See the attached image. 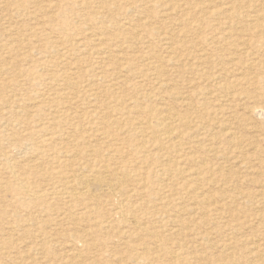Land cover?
Here are the masks:
<instances>
[{
  "label": "rangeland",
  "instance_id": "rangeland-1",
  "mask_svg": "<svg viewBox=\"0 0 264 264\" xmlns=\"http://www.w3.org/2000/svg\"><path fill=\"white\" fill-rule=\"evenodd\" d=\"M101 1L0 0V264H264V0Z\"/></svg>",
  "mask_w": 264,
  "mask_h": 264
},
{
  "label": "bare ground",
  "instance_id": "bare-ground-1",
  "mask_svg": "<svg viewBox=\"0 0 264 264\" xmlns=\"http://www.w3.org/2000/svg\"><path fill=\"white\" fill-rule=\"evenodd\" d=\"M39 1V0H38ZM45 1V0H44ZM101 1V0H100ZM40 2H41V0H40ZM102 2V1H101ZM133 2V1H132ZM103 3V2H102ZM107 3V2H106ZM105 3V4H106ZM162 3V2H161ZM226 3V2H225ZM105 4H104V6H105ZM230 4V3H229ZM129 5V4H128ZM225 5V4H224ZM125 6H127V5H125ZM60 7H61V5H60ZM132 7V6H131ZM238 7V6H237ZM62 10V9H61ZM239 12V11H238ZM235 14H236V12H234ZM104 15V14H103ZM231 15V14H230ZM233 16V15H232ZM257 16V15H256ZM51 19V18H50ZM49 19V20H50ZM67 21V20H66ZM65 21V22H66ZM186 21V20H185ZM191 21V20H190ZM189 22V21H188ZM187 22V23H188ZM95 23V22H94ZM93 23V24H94ZM44 24H46V22L44 23ZM221 24V23H220ZM224 24V23H223ZM164 25V24H163ZM165 26V25H164ZM217 26V25H216ZM215 26V27H216ZM234 26V25H233ZM208 27V26H207ZM222 27V26H221ZM224 27H226L225 25H224ZM239 27V26H238ZM248 27H250V26H248ZM219 28V27H218ZM228 28H230V27H228ZM236 28H237V26H236ZM239 28H241V27H239ZM206 29V28H205ZM225 29V28H224ZM36 30V29H35ZM197 29H195V31H196ZM219 30V29H218ZM263 30V29H262ZM184 31V30H183ZM199 31V30H198ZM219 31H221V30H219ZM223 31V30H222ZM225 31V30H224ZM182 32V31H181ZM100 33V32H99ZM138 34V33H137ZM136 34V35H137ZM197 34V32L195 33V35ZM256 34V33H255ZM67 35V34H66ZM172 35V34H171ZM209 35V34H208ZM65 36V35H64ZM181 36V35H180ZM197 36V35H196ZM213 36H214V34H213ZM232 36L234 37L235 36V34L233 35V33H232ZM258 36V35H257ZM98 37V36H97ZM144 37V36H143ZM175 37V36H174ZM183 37V36H182ZM222 37H223V35H222ZM238 37H239V34H238ZM66 39L68 38V35H67V37H65ZM180 38V37H179ZM184 38V37H183ZM205 38V40H207L206 39V37H204ZM209 38V37H208ZM212 38V37H211ZM210 38V39H211ZM226 38H228L227 37V35H226ZM258 38H261V37H258ZM64 39V38H63ZM105 39V38H104ZM162 39V38H161ZM165 39V38H164ZM167 39H168V37H167ZM166 39V41H168ZM195 39H196V37H195ZM209 39V40H210ZM223 40L225 39V38H222ZM235 39V38H234ZM234 39H232V40H234ZM65 40V39H64ZM163 40V39H162ZM172 40H173V38H172ZM228 40H229V38H228ZM238 40V39H237ZM240 40L241 41H237V43L238 44H240L241 45V47H240V49H243L244 51H246V53L247 52H249L248 51V49H252V46L254 45V39H253V37L251 36V35H248L247 37H245V38H243V36H241V38H240ZM178 41V40H177ZM211 41V40H210ZM235 41V40H234ZM179 42V41H178ZM219 42V41H218ZM260 42V41H259ZM262 42V41H261ZM264 42V41H263ZM193 43H194V41H193ZM204 44H206V43H208V41L205 43V41L203 42ZM64 44V43H63ZM183 44V43H182ZM203 44V45H204ZM217 44H219V43H217ZM234 45L235 47L237 46H239V45ZM200 45V44H199ZM207 45V44H206ZM209 45V44H208ZM227 45H228V43H227ZM264 45V44H263ZM147 46H148V44H147ZM260 46H261V44H260ZM203 47V46H202ZM212 47V46H211ZM210 49V48H209ZM250 49V50H251ZM254 49V48H253ZM212 50V49H211ZM210 50V51H211ZM233 50V49H232ZM242 50V51H243ZM257 50V49H256ZM201 51V50H200ZM223 52H225V51H223ZM252 52V51H251ZM254 52V51H253ZM230 53V52H229ZM236 53V52H235ZM204 54V53H203ZM202 54H200V56H201ZM206 55V54H205ZM205 55H203V56H205ZM219 55H221V54H219ZM237 55H238V53H237ZM236 55V56H237ZM217 56V59H218V55H216ZM235 56V55H234ZM233 56V57H234ZM214 57V56H213ZM242 57V56H241ZM248 57V56H247ZM220 58H224L222 55L220 56ZM219 58V59H220ZM239 58H240V56H239ZM259 58V57H258ZM194 59V58H193ZM219 59L217 60V61H219ZM228 59V58H227ZM234 59V58H233ZM254 59V58H253ZM260 59V58H259ZM196 60V59H195ZM222 60V59H221ZM238 60H240V59H238ZM242 60V59H241ZM249 60H251L250 58H249ZM258 60V59H257ZM144 61H146V60H144ZM215 61V60H214ZM228 61H230L231 62V60H228ZM227 61V62H228ZM234 61H235V59H234ZM128 62V61H127ZM198 62V61H197ZM196 61H195V63H197ZM200 62V61H199ZM212 62V61H211ZM226 62V63H227ZM247 62V61H246ZM202 63V62H201ZM217 63V62H216ZM226 63H225V65H226ZM248 63V62H247ZM258 63V62H257ZM200 64V63H199ZM228 64H230L229 62H228ZM241 64V63H240ZM239 64V65H240ZM249 64L251 65L252 63L250 62V63H248V66H249ZM206 65V64H205ZM216 66V65H215ZM222 66V65H221ZM243 66V65H242ZM205 67V66H204ZM262 67H264V66H262ZM211 68V67H210ZM212 68H214V67H212ZM220 67H218L217 69H219ZM228 68H231V67H227V69L226 70H228ZM248 68V67H247ZM153 69H155L154 67H153ZM204 69V68H203ZM232 69V68H231ZM238 69H239V67H238ZM242 69V68H241ZM249 69V68H248ZM258 69H260L261 70V67L259 68L258 67ZM263 69V68H262ZM122 70H124V69H122ZM237 70V69H236ZM243 70V69H242ZM196 71V70H195ZM263 71V70H262ZM201 73V71H197L196 73ZM261 72V71H260ZM195 73V74H196ZM199 73V74H200ZM73 74V73H72ZM208 74V73H207ZM210 74V73H209ZM208 74V75H209ZM64 75H66V73L64 74ZM75 75V74H74ZM152 75V74H151ZM223 75V74H222ZM196 76V75H195ZM200 76V75H199ZM218 76H220V75H218ZM197 77V76H196ZM230 77H228V79H229ZM68 80H69V78H67ZM237 79V78H236ZM239 79V78H238ZM54 80V79H53ZM56 81V80H55ZM59 81V80H58ZM57 81V82H58ZM157 82V81H156ZM260 82V81H259ZM64 83V82H63ZM74 84V83H73ZM192 84V83H191ZM205 84H206V82H205ZM237 84V83H236ZM235 84V85H236ZM260 84V83H259ZM213 85V84H212ZM232 85V84H231ZM152 86V85H151ZM150 86V87H151ZM192 86V85H191ZM233 86V85H232ZM64 87L66 88V86L64 85ZM215 87H216V85H215ZM220 87H221V90L222 89H224V90H226V88H228V86H226L225 84H222V85H220ZM171 88V87H170ZM190 88V87H189ZM195 88H196V86H195ZM194 88V89H195ZM218 88H219V85H218ZM162 89V88H161ZM220 89V88H219ZM232 89H234V88H232ZM237 89V88H236ZM240 89V88H239ZM152 90V89H151ZM201 91H202V88H201ZM200 91V92H201ZM227 91V90H226ZM107 92V91H106ZM110 92V91H109ZM156 92H157V90H156ZM156 92H155V94H156ZM168 92V91H167ZM200 92H198V93H200ZM175 93V92H174ZM202 93V92H201ZM204 93V92H203ZM206 93H207V91H206ZM158 94H160V88H159V90H158ZM184 94V93H183ZM209 94V93H208ZM238 94H240V93H238L237 92V95ZM104 95V94H103ZM109 95V94H108ZM162 95V94H161ZM177 95V94H176ZM202 94H200V96H201ZM204 95H205V93H204ZM216 95V94H215ZM227 95V94H226ZM133 96V95H132ZM184 96V95H183ZM198 95H196V97H197ZM203 96V95H202ZM219 96V95H218ZM155 97V96H154ZM156 97H158V96H156ZM160 97H162V96H160ZM165 97V96H164ZM173 97V96H172ZM180 97H181V95H180ZM179 97V98H180ZM204 97V96H203ZM221 97V96H220ZM229 97V96H228ZM145 98V97H144ZM178 98V97H177ZM202 98V97H201ZM223 98V97H222ZM243 98V97H242ZM248 98V97H247ZM135 99V98H134ZM140 99H141V97H140ZM151 99V98H150ZM154 99V98H153ZM188 99V98H187ZM155 100V99H154ZM171 100H172V98H171ZM201 100V99H200ZM257 100V99H256ZM118 101H120V100H118ZM144 101V100H143ZM187 101V100H186ZM240 101V100H239ZM242 101V100H241ZM153 102V101H152ZM180 102H182V101H180ZM201 102V101H200ZM227 102V101H226ZM161 103V102H160ZM179 103V102H178ZM141 104V103H140ZM182 104H183V102H182ZM185 104H186V102H185ZM206 104H208V103H206ZM216 104V103H215ZM215 104H213V105H215ZM218 104V103H217ZM233 104V103H232ZM148 105V104H147ZM155 105V104H154ZM158 105V104H157ZM162 105V104H161ZM156 106V105H155ZM160 106V105H159ZM139 107V106H138ZM154 107V106H153ZM215 107V106H214ZM217 107V106H216ZM215 107V108H216ZM231 107V106H230ZM91 108V107H90ZM120 108V107H119ZM208 107H206L205 109H207ZM182 109V108H181ZM180 109V110H181ZM91 110H93V109H91ZM168 110V109H167ZM188 110H190V109H188ZM253 111L255 110V112L257 113V114H259L260 112H262V108H253L252 109ZM111 111V110H110ZM121 111V110H120ZM171 111V110H170ZM182 111V110H181ZM180 111V112H181ZM238 111V110H237ZM119 112V111H118ZM122 112V111H121ZM138 112V111H137ZM140 112H142V111H140ZM173 113V112H172ZM184 113V112H183ZM218 113V112H217ZM217 113H216V115H217ZM221 113V112H220ZM99 114V113H98ZM115 114V113H114ZM120 114V113H119ZM123 114V113H122ZM133 114H135L134 112H133ZM137 114V113H136ZM248 114V113H247ZM255 114V113H254ZM112 115V114H111ZM116 115V114H115ZM246 115V114H245ZM122 116V115H121ZM131 116H133V115H131ZM130 116V117H131ZM208 116V115H207ZM212 116V115H211ZM218 116H220V115H218ZM222 116V115H221ZM249 116V115H248ZM1 117V116H0ZM95 117V116H94ZM97 117H99V116H97ZM228 117V116H227ZM3 118V117H2ZM132 118V117H131ZM146 118V117H145ZM149 118H154L153 120L154 121H156V124L155 125H153L152 127L149 125V121H146V120H149ZM208 118V117H207ZM206 118V119H207ZM104 119V118H103ZM226 119V118H225ZM128 120V119H127ZM131 120V119H130ZM175 120H178L177 119V116H175V114H166V115H162L159 111H156V109H154V108H150L148 111H147V118L146 119H143L142 121H141V124H146V125H144V127L143 128H149L150 129V132H151V135H152V137L155 139V140H157V141H160V138H161V136H164L165 138H169L171 135L170 134H172V129H171V124L175 121ZM202 120V119H201ZM215 120H216V118H215ZM238 120V119H237ZM221 121H223V120H221ZM241 121V120H240ZM244 121V120H243ZM109 122V121H108ZM111 122V121H110ZM116 122V121H115ZM122 122V121H121ZM140 122V121H139ZM200 122V121H199ZM123 123V122H122ZM94 124V123H93ZM98 124V123H97ZM110 124V123H109ZM115 124V123H114ZM130 124V123H129ZM134 124V123H133ZM148 124V125H147ZM217 124V123H216ZM239 124V123H238ZM237 124V125H238ZM116 125V124H115ZM115 125H113V126H115ZM117 125H121V123H117ZM132 125V124H131ZM110 126H111V124H110ZM127 126V125H126ZM215 126V125H214ZM239 126V125H238ZM116 127V126H115ZM119 127V126H118ZM128 127H129V125H128ZM131 127V126H130ZM111 129V128H110ZM127 129V128H126ZM125 129V130H126ZM129 129V128H128ZM213 129V128H212ZM229 129H230V127H229ZM99 130V129H98ZM103 130V129H102ZM109 130V129H108ZM118 131H122L123 129L122 128H118L117 129ZM125 130L123 131V132H125ZM222 130H224V129H222ZM97 131V130H96ZM114 131H116V130H114ZM132 131V130H131ZM110 132V131H109ZM135 132V131H134ZM138 132H139V130H138ZM209 132V131H208ZM103 133H105L104 131H103ZM103 133H101V134H103ZM107 133V132H106ZM120 133V132H119ZM127 133H129V131L127 132ZM131 133V132H130ZM215 133V132H214ZM111 134V133H110ZM133 134V133H132ZM138 134V133H137ZM177 134V133H176ZM189 135H192V134H189ZM117 136V135H116ZM131 136V135H130ZM206 136V135H205ZM114 137V136H113ZM135 136H133V138H134ZM141 137H143V135L141 136ZM236 136H232V138H235ZM116 138V137H115ZM144 138V137H143ZM104 139V138H103ZM112 139V138H111ZM130 139V138H129ZM137 138H135V140H136ZM164 139V138H163ZM113 140H115L114 138H113ZM107 141V140H106ZM112 141V140H111ZM110 141V142H111ZM144 141V140H143ZM142 141V142H143ZM233 141V140H232ZM169 142V141H168ZM205 142V141H204ZM16 143V142H15ZM19 143V142H18ZM139 143V142H138ZM131 144V143H130ZM129 144V145H130ZM133 145H135V144H133ZM136 145H138V144H136ZM135 145V146H136ZM174 145V144H173ZM41 147V146H40ZM141 147L143 148V147H149V145L148 146H146V144H142L141 145ZM216 147V146H215ZM38 148V147H37ZM120 148V147H119ZM175 148H177V147H175ZM211 148V147H210ZM242 148V147H241ZM123 149V148H122ZM128 149V148H127ZM184 150H185V148H184ZM204 150V149H203ZM208 150V149H207ZM210 150V149H209ZM220 150V149H219ZM218 150V151H219ZM120 151V150H119ZM214 151V150H213ZM117 152V151H116ZM124 152H127V151H124ZM164 152V151H163ZM1 153V152H0ZM138 153V152H137ZM151 153V152H150ZM154 153V152H153ZM122 154H123V152H122ZM115 155H117V154H115ZM149 155V154H148ZM161 155V154H160ZM182 155V154H181ZM196 154H194V156H195ZM95 156H97V155H95ZM114 156V155H113ZM127 156V155H126ZM153 156V155H152ZM187 156V155H186ZM125 157V156H124ZM129 157V156H128ZM197 157V156H196ZM200 157V156H199ZM97 158V157H96ZM123 158V157H122ZM156 158V157H155ZM168 158V157H167ZM117 158H115V160H116ZM135 159V158H134ZM148 159V158H147ZM203 159V158H202ZM241 159V158H240ZM121 160V159H120ZM131 160V159H130ZM144 160V159H143ZM176 160V159H175ZM174 160V161H175ZM218 160V159H217ZM114 161V160H113ZM149 161H150V159H149ZM158 162H162V160L160 161V160H157ZM173 161V162H174ZM203 161V160H202ZM6 163H8V161L6 162ZM132 163V162H131ZM142 163V162H141ZM141 163H140V165H141ZM154 163V162H153ZM203 163V162H202ZM201 163V164H202ZM165 164V163H164ZM194 164V163H193ZM204 164V163H203ZM118 165V164H117ZM156 165V164H155ZM122 166L124 167V168H121V172H122V174H123V176L124 175H126V170H128V163L127 162H125V161H123V163H122ZM139 166V165H138ZM181 166V165H180ZM179 166V167H180ZM183 167V166H182ZM182 167H181V169H182ZM217 167V166H216ZM9 168V167H8ZM111 169V173L110 174H116V173H118L117 171H116V168H111L110 166H108L107 164H101V163H96L95 165H94V167L93 168H89V169H87V170H89V173L90 174H87V175H85L86 173H84V175L82 176V175H80V176H82L81 178L80 177H75V183H74V185H73V187L71 188V193H70V196L71 197H73L74 196V198L78 201L79 200V198H81V197H79L78 195L79 194H85V195H83V197H85V199H88L87 197H89V196H93L95 193H97L99 190H101V189H103V188H106L107 190L108 189H110V190H112L113 189V184H110L108 181H110V179L108 180V179H106L104 176H102L101 174L102 173H104V172H106L108 169ZM173 168V167H172ZM142 169V168H141ZM198 169V168H197ZM208 169V168H207ZM216 169V168H215ZM218 169H219V167H218ZM152 170V169H151ZM158 170V169H157ZM179 170V169H178ZM178 170H177V172H178ZM183 170V169H182ZM144 171V170H143ZM163 171V170H162ZM170 171V170H169ZM175 170H173V172H174ZM69 172H71V170L69 171ZM209 172V171H208ZM12 173V172H11ZM201 173V172H200ZM210 173V172H209ZM222 173V172H221ZM157 174H158V172H157ZM164 174V173H163ZM178 173H176L175 175H177ZM136 175V174H135ZM139 175V174H138ZM179 175H180V172H179ZM179 175H177V176H179ZM255 175V174H254ZM115 176H117V175H115ZM140 176V175H139ZM143 176V175H142ZM142 176H140V177H142ZM168 178H169V176L168 175H166ZM188 176V175H187ZM208 176H210V175H208ZM222 176V175H221ZM176 177V176H175ZM190 177H191V174H190ZM135 178H138V177H136L135 176ZM166 178V177H165ZM114 179V178H113ZM142 179V178H141ZM148 179V178H147ZM158 179V178H157ZM156 179V180H157ZM200 179H202L203 180V178H200ZM205 179H207V178H205ZM242 179H244V178H242ZM16 180V179H15ZM122 180V179H121ZM125 180V179H124ZM179 180V179H178ZM128 181V180H127ZM129 181H130V179H129ZM139 181V180H138ZM166 181V180H165ZM185 181V180H184ZM236 181H237V179H236ZM120 182V181H119ZM123 182V181H122ZM145 183H146V181H145ZM161 183V182H160ZM159 183V184H160ZM173 183V182H172ZM172 183H170V182H168V184H172ZM202 183H205V182H202ZM153 184H155V183H153ZM177 184V183H176ZM14 185V184H13ZM24 185V184H23ZM76 185V186H75ZM78 185V186H77ZM135 185H136V183H135ZM16 186V185H15ZM118 186V185H117ZM166 186V185H165ZM180 186H182V185H180ZM205 186V185H204ZM20 187H23V186H20ZM28 187V186H27ZM66 187V186H65ZM70 187V186H69ZM134 187V186H133ZM153 187V186H152ZM263 187V186H262ZM31 188V187H30ZM132 188V187H131ZM140 188V187H139ZM124 189V188H123ZM122 189V190H123ZM65 190V189H64ZM118 190V189H117ZM120 190V189H119ZM136 190H138V189H136ZM238 190V189H237ZM57 191V190H56ZM63 191V190H62ZM113 191V190H112ZM37 192H39V191H37ZM55 192V191H54ZM57 192H60V191H57ZM56 192V193H57ZM124 192V191H123ZM148 192H150V190H147V193ZM153 192V191H152ZM180 192V191H179ZM260 192V191H259ZM99 193V192H98ZM142 193V192H141ZM48 194V193H47ZM114 194V193H113ZM161 194V193H160ZM258 194V193H257ZM31 195V194H30ZM140 195V194H139ZM142 195V194H141ZM140 195V196H141ZM32 196V195H31ZM136 196V195H135ZM159 196H162V195H159ZM196 196V195H195ZM197 197V196H196ZM138 198H139V196H138ZM74 199V200H75ZM84 198H83V200H85ZM158 199H159V197H158ZM163 199V198H162ZM183 199V198H182ZM161 200V199H160ZM169 200V199H168ZM81 201H82V199H81ZM149 201H151V200H149ZM153 201V200H152ZM157 201V200H156ZM175 201V200H174ZM70 202H71V200H70ZM165 202V201H164ZM171 202V201H170ZM36 203V202H35ZM131 203V202H130ZM135 203V202H134ZM192 203H194V202H192ZM143 204V203H142ZM146 204V203H145ZM83 205V204H82ZM160 205V204H159ZM179 205H180V203H179ZM121 206V205H120ZM129 206H130V204H129ZM162 206H164V205H162ZM161 206V207H162ZM166 206V205H165ZM176 206V205H175ZM178 206V205H177ZM102 207V206H101ZM180 209V208H179ZM102 210V209H101ZM84 211V210H83ZM182 211V210H181ZM179 212V213H183V212ZM109 212H111V211H109ZM145 213H146V211H144ZM162 212V211H161ZM187 212V211H186ZM89 213V212H88ZM87 213V214H88ZM107 213V212H106ZM121 213V212H120ZM166 213V212H165ZM103 214V213H102ZM102 214H100L101 216H102ZM111 214V213H110ZM151 214V213H150ZM176 214V213H175ZM184 214V213H183ZM86 215V214H85ZM99 215V214H98ZM103 215H107V214H103ZM108 215H109V213H108ZM115 215V214H114ZM120 215V214H119ZM141 215H142V213H141ZM157 215V214H156ZM137 216V215H136ZM147 216V215H146ZM217 216V215H216ZM61 217V216H60ZM90 217V216H89ZM96 217H97V215H96ZM149 217V216H148ZM111 218V217H110ZM137 218V217H136ZM177 218V217H176ZM104 219V218H103ZM189 219V218H188ZM112 220V219H111ZM128 220V219H127ZM130 220V219H129ZM158 220V219H157ZM161 220V219H160ZM175 220V219H174ZM110 221V220H109ZM138 221V220H137ZM165 221V220H164ZM166 221H168V220H166ZM238 221V220H237ZM147 222V221H146ZM183 222H185V220L183 221ZM138 223H140V222H138ZM153 223V222H152ZM172 224H174V223H172ZM184 224V223H183ZM182 224V225H183ZM106 225V224H105ZM134 225V224H133ZM179 225V224H178ZM211 225V224H210ZM140 226V225H139ZM133 226H131L130 225V228H132ZM185 227V226H184ZM106 228V227H105ZM110 228V227H109ZM118 230V229H117ZM211 239H212V237H211ZM210 239V240H211ZM207 240V239H206ZM209 241V240H208ZM164 244H166V242L164 243ZM164 244H163V247H164V249L166 248V246H164ZM217 244V243H216ZM222 244V243H221ZM157 246H159V245H157ZM133 248H132V250L134 249V250H136L137 249V247H135V246H132ZM167 249V248H166ZM168 252V251H167ZM175 251H172V253H174ZM170 253V252H169ZM171 253V254H172ZM170 254V255H171ZM127 256H129L128 254H127ZM137 257H141L138 253H137V255H136ZM174 257H178L177 255H174ZM174 257H172V258H174ZM122 259H123V257H122ZM233 260H235V259H233ZM152 261V260H151ZM125 262V261H124ZM148 264V263H147Z\"/></svg>",
  "mask_w": 264,
  "mask_h": 264
}]
</instances>
